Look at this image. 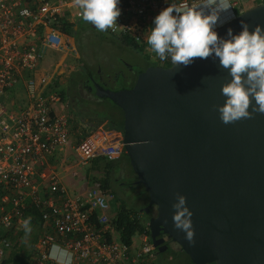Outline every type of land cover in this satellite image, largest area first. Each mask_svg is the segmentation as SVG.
<instances>
[{"label": "water", "instance_id": "obj_1", "mask_svg": "<svg viewBox=\"0 0 264 264\" xmlns=\"http://www.w3.org/2000/svg\"><path fill=\"white\" fill-rule=\"evenodd\" d=\"M232 16L219 35L239 33L241 20L250 30L264 26V3ZM230 79L209 56L187 66L151 64L131 87L95 84L99 97L123 110L125 154L156 210L153 246L184 251L194 264H264V113L224 123L218 106ZM178 194L193 212L194 242L174 226Z\"/></svg>", "mask_w": 264, "mask_h": 264}, {"label": "built area", "instance_id": "obj_2", "mask_svg": "<svg viewBox=\"0 0 264 264\" xmlns=\"http://www.w3.org/2000/svg\"><path fill=\"white\" fill-rule=\"evenodd\" d=\"M170 2L120 0L121 13L107 32L150 48L147 36L153 19ZM81 12L76 0H0V223L5 228L0 263L13 248L18 224L28 218L26 208L33 204L43 228L35 264H47L50 247L59 240L73 253V264H160L149 221L135 235L139 242L134 236L131 244L125 243L112 222V196L99 182L75 192L49 159L69 142L72 128L68 101L51 82L58 80L57 70L52 71L57 61L47 56L74 49L66 25L77 26ZM19 86L23 96L15 90ZM114 133L103 125L85 133L75 147L77 166L96 156L115 160L124 154L121 137ZM68 171L78 175L76 168L69 166Z\"/></svg>", "mask_w": 264, "mask_h": 264}, {"label": "clouds", "instance_id": "obj_3", "mask_svg": "<svg viewBox=\"0 0 264 264\" xmlns=\"http://www.w3.org/2000/svg\"><path fill=\"white\" fill-rule=\"evenodd\" d=\"M76 3L82 10V19L101 32L113 27L121 13L120 0ZM231 9L229 0H171L154 17L147 36V44L157 57L161 61L170 58L173 66H187L197 57L218 58L219 65L231 76L222 86L225 102L218 106L224 123L250 117L253 112L264 113V26L258 24L250 30L247 22L241 20L239 33L229 28L226 37L219 35L217 26L233 18L222 20V14ZM186 199L178 194L173 204V221L177 229L185 232L186 239L194 242L193 212ZM23 228L25 233L31 232L30 217L24 219ZM48 256L55 264H73V253L58 243L51 245Z\"/></svg>", "mask_w": 264, "mask_h": 264}, {"label": "rangeland", "instance_id": "obj_4", "mask_svg": "<svg viewBox=\"0 0 264 264\" xmlns=\"http://www.w3.org/2000/svg\"><path fill=\"white\" fill-rule=\"evenodd\" d=\"M231 3V1H230ZM232 5V4H231ZM234 11L236 14L240 11L238 6H233ZM231 15L230 12H226L222 14L221 19H229ZM89 22L84 21L81 19L80 23V30L79 32L74 36L73 41L75 42L74 49H71L69 51H50L48 53V56H53V62L58 61L62 58L63 54L69 53L70 55L74 56L75 63L79 61L86 60L90 64H92V67L94 68H101V70L106 74H116L123 76V73L129 71V68L132 66L134 69L143 66L142 62L145 57L150 58V61L154 60L151 58V56L155 55L152 54L150 51H153L151 47L149 49L146 48V51H141L139 48H133L129 44H125L122 42L118 36H115L113 34H109L107 31H98L96 28H92ZM52 53V54H51ZM151 53V56H150ZM152 56V57H153ZM142 64V65H141ZM45 65H49V63H46ZM132 65V66H131ZM76 72V71H75ZM71 74L67 71L60 74L59 79L60 80H51L52 85L54 89H56L59 92H64L65 97H67V91L70 80H68L67 77H69ZM67 76V77H66ZM123 80H119L116 84H113V87L120 88L122 87ZM112 86V84H111ZM15 90H20V95L23 96V88L18 87L15 88ZM13 91V90H11ZM85 92L86 90H82ZM81 95H79V100L81 101ZM84 96V95H83ZM92 102L96 108L107 105V106H113L112 102L107 98H100V97H91ZM82 102V101H81ZM83 103V102H82ZM86 103L82 104V112L79 113L77 116L74 114L73 117H71V128H72V134L69 137V142L66 144V146L59 148L55 155L58 159V161L63 163V166L58 167V170H61L60 172L61 177L63 175V182L70 188L74 189L75 192L84 190L86 185H92L93 182L91 176L97 175L102 176V173L98 170H95L92 168V161H88L84 164H79L77 166V159H76V151L75 147L77 142L82 139L84 134L88 132L90 134L91 131H93L95 128H91V126L86 127L85 122L88 121V118L94 117L93 116V110H87L85 107ZM70 109V108H69ZM82 137V138H81ZM118 165H120V169L115 171L113 174V179L117 181V187L118 185H122L123 182H125L124 187L127 186V188H118V192L121 193L122 197L125 199V203L131 207L132 209L139 210V212L144 217H150L149 214V199L148 196L143 189V187L140 184H136V181L132 184L130 183L131 180L136 179V174L132 170V166L130 164V161L127 157H123L118 161ZM70 166L73 168H76L78 171V175L75 177H72L70 175L69 171H66V167ZM128 167V168H126ZM65 168V169H64ZM90 170V172L87 173V171ZM126 171L130 172V175H126ZM69 174H68V173ZM70 181L76 183V187L71 184ZM97 182V181H96ZM131 186H130V185ZM120 189V190H119ZM109 195H111L109 193ZM110 203L112 205V211H116L117 209V201L112 198L110 200ZM152 206V213H155L156 210L153 205ZM31 232L25 233L23 225L18 224V227L14 231L15 237H13V248H17L18 246H22L25 249L31 250L34 254V246H35V238L39 235V230L37 227H34L31 225ZM134 239L139 242V236H135ZM1 243V242H0ZM36 248V247H35ZM12 249V248H11ZM36 250V249H35ZM157 252V251H156ZM157 259L162 264H190L188 261V258L186 254L182 253L180 255V258H178L177 254L174 253H156ZM7 255L5 256V258ZM4 259H2L1 262H3Z\"/></svg>", "mask_w": 264, "mask_h": 264}, {"label": "trees", "instance_id": "obj_5", "mask_svg": "<svg viewBox=\"0 0 264 264\" xmlns=\"http://www.w3.org/2000/svg\"><path fill=\"white\" fill-rule=\"evenodd\" d=\"M240 12L241 11H239L238 13H240ZM79 23H80V21H79ZM79 23H77V26H75L76 23L75 24H67L66 25L67 32L70 33L71 35L75 36L77 34L76 32L78 31V28L80 26ZM89 25L91 26L92 24H89ZM120 37H122V39L126 43H128L129 45H132L135 48H139L141 51H145V45L146 44H139V43L135 42L133 39H131L129 36H120ZM146 58H148V55ZM83 62L85 64V67L90 72V75H93L96 72V68L92 67V65L88 61L83 60ZM151 64L171 65L172 63H171L170 59L167 61H161V60L150 61V60H148V62L141 69L136 71L135 78H137V75L140 71L146 69ZM73 75L75 77V80H70V82L72 81V83L76 86H77V84H82V83L91 84V85L95 86V84L98 83V80H82L84 77H86V74L84 72H81V71L76 73V74L74 73ZM134 82H135V80L133 81V83L130 86H132L134 84ZM122 87H124V86H122ZM62 94L64 95V92H62ZM100 98H102V97H100ZM107 99H109V98H107ZM109 100L112 102L113 106H107V105L103 104V106H100V107L95 109V116L93 115L94 121H93V124L91 125V128H96V127L100 126L102 123L106 122V125L108 127L112 128V129H116V130H122L123 122H124L123 110L117 104H115L111 99H109ZM86 134H88V132H86ZM124 156L128 158V156L125 153H124ZM128 160H129V158H128ZM91 161L93 164L92 168L95 170H98L102 173V176L92 175L91 176L92 181L93 182H96V181L99 182L101 187H102V190L105 193L115 194V197H113V198L117 201V209H116V214L112 218V222L114 223L116 229L118 230V232L120 234V239L127 244H131L132 238L135 235L142 233L145 230V228L147 227V223H148L150 217L153 215L151 213L152 210L149 206L150 217H144L139 212V210H135V209H132L131 207H129L125 203V199L121 195L116 194L115 185H117L118 182L115 181V179H113V174L115 171L120 169V165H118V162L116 160H109L103 156H96ZM88 172H90V170H88L87 173ZM141 186L143 187V185H141ZM143 189H144V187H143ZM146 194L148 196L147 192H146ZM1 195H2V188L0 186V199H1ZM148 199H149V196H148ZM149 202H150V200H149ZM24 214L26 217L31 218V224L41 226V223H42L41 213L35 205L29 204L28 207L26 208ZM23 249L24 248H22V246L21 247L19 246L17 248H13L11 250L9 256H7L3 260V262H1L0 264H30V261L23 254ZM168 252L177 254L178 258H180V255H182V253H184L187 256L189 263L194 264L191 261L189 255L184 251H182L180 253H175L171 250L164 251V253H168ZM210 264H214V263H210Z\"/></svg>", "mask_w": 264, "mask_h": 264}, {"label": "crops", "instance_id": "obj_6", "mask_svg": "<svg viewBox=\"0 0 264 264\" xmlns=\"http://www.w3.org/2000/svg\"><path fill=\"white\" fill-rule=\"evenodd\" d=\"M231 1V4H232V9H231V14L232 13H235L236 14V12L234 11V5L235 6H238L239 7V9H240V11H243V10H246V9H248V8H250V7H253V6H255V5H258V4H261L262 2L260 1V0H229V2ZM79 23V22H78ZM91 24V23H90ZM79 25H80V23H79ZM91 27H94L93 25H91ZM78 28V27H77ZM79 28H80V26H79ZM109 33V32H108ZM109 34H111V33H109ZM113 35H115V34H113ZM115 36H118V38H120L121 40H122V42L123 43H125V44H128V43H126L123 39H122V37H120V35H115ZM73 38H74V36L73 35H71V43H72V45L74 46V44H75V42L73 41ZM132 46V45H131ZM133 48H135L134 46H132ZM74 48H75V46H74ZM137 49V48H136ZM149 49V48H148ZM69 51V50H68ZM145 51H146V48H145ZM148 51H150V49L148 50ZM152 54H154L153 52L154 51H150ZM151 53H150V56H151ZM148 55V54H147ZM153 56V55H152ZM151 56V58L152 59H154V61H157V57H155V55L152 57ZM146 58V57H145ZM148 60H150V58H146V59H144L143 60V62H142V64H143V66L148 62ZM75 61V58H74V56H72V55H70L69 53H65V54H63V56H62V58L60 59V60H58L56 63H57V65L55 66V68H53L52 66V68H53V70L52 71H54V70H57V72H58V80H60L59 79V76H60V74L61 73H63V72H65V71H67V72H69L71 75L69 76V77H67L68 78V80L73 76V74L75 73H78V72H80L81 71V69L82 68H84L85 67V64H84V62L83 61H79V62H77V63H75L74 62ZM86 61V60H85ZM141 64V65H142ZM132 66V65H131ZM143 66H141V67H138V68H136V69H134V67L132 66L131 68H129V71H127L126 73H125V76H124V80H123V82H122V86H124L125 84H126V82L127 81H131V82H133L134 80H136V78H135V74H136V71L137 70H139V69H141ZM48 73L50 72V69L49 68H47V69H45ZM76 71V72H75ZM44 73V72H43ZM63 98L65 99V100H67L66 98H65V94L63 95ZM85 99H83V98H81V101H84ZM80 101V100H79ZM71 111V110H70ZM70 115H71V117H73L74 116V114L72 113V112H70ZM72 122V121H71ZM101 125H103V127L105 128V129H112V128H110V127H108L107 125H106V122L105 123H102ZM119 131H121V130H118L116 133H114V135H115V137H118V135L120 136V132ZM119 138V137H118ZM124 154H122L119 158H117V159H115L117 162L121 159V158H123L124 156H123ZM49 159H50V162H51V164L55 167V168H57V170H58V167H60V166H63V163L62 162H60V161H58V159H57V157H56V155L54 154L53 156H49ZM126 168H128V167H126ZM65 169V168H64ZM66 171H68V169H69V166H67L66 167ZM59 171V173L60 172H62L61 170H58ZM68 173V172H67ZM61 174V173H60ZM69 174V173H68ZM62 178H63V175H62ZM69 182L72 184L73 183V185L76 187V183H74V182H72V181H70L69 180ZM110 196H112V195H110ZM112 198H113V196L110 198V200H112ZM149 206H150V208L152 207L150 204H149ZM110 213L111 214H115L116 213V211H112V205H111V211H110ZM31 225H33L34 227H37L38 228V230H39V235H38V237L37 238H35V246H34V254H33V252L31 251V250H28V249H25L24 247H22V248H24L23 249V254L27 257V259L30 261V264H35V259H36V256H37V251L35 250L36 248V245H37V243H38V239H39V237H40V235H41V233H42V231H43V228H42V226H38V225H35V224H31ZM5 231V228L1 225V223H0V237H1V235H2V233ZM56 243H58V244H60L61 246H64V247H66L65 245H64V243L62 242V241H57ZM19 247V246H18ZM21 247V246H20ZM13 249V248H12ZM12 249H9L8 251H7V256H9V254H10V252H11V250ZM159 261V260H158ZM160 263V262H159ZM47 264H55V261L54 260H52L51 258L48 260V262H47ZM79 264H87V263H85V262H81V263H79ZM161 264V263H160Z\"/></svg>", "mask_w": 264, "mask_h": 264}, {"label": "flooded vegetation", "instance_id": "obj_7", "mask_svg": "<svg viewBox=\"0 0 264 264\" xmlns=\"http://www.w3.org/2000/svg\"><path fill=\"white\" fill-rule=\"evenodd\" d=\"M79 21L81 23V20H79ZM92 28H95V27H92ZM79 30H80V28H78V31L76 33H78ZM81 72H84L86 74V77H84L82 80H98V83H100L104 87L110 88V89H121V88H125V87H131L130 85L133 83L131 81H127L126 84L124 85V87H120V88L113 87V84H116L117 82H119V80H124L125 72L123 73L122 77L120 75H116L115 73L114 74H110V75H106L101 70V68H97L96 72L93 75H90V72L88 71V69L86 67L82 68ZM69 80H75L74 75ZM111 84H112V86H111ZM82 90H86V91L83 92ZM80 94H82L81 98L85 99L84 101H82L83 103L81 101H79V95ZM67 97H68V99L65 97L67 99L66 101H68L69 108H70V110H71V112L73 114H75L77 116L79 113H81L82 112V106L81 105L86 103V105H85L86 109L87 110H91V109L93 110L94 109L93 110V115L95 116L96 106L91 104V102H92V98L91 97H95L96 98L98 96L96 95V88H95L94 85L82 83V84H77V86H76L71 81V82H69L68 91H67ZM88 119L89 120L85 122V126L86 127L91 126L93 124V121H94L93 117L88 118ZM126 175L129 176L130 172L126 171ZM135 181H136V184H139V183H137V176H136V179L135 180H131L130 183L132 184ZM124 184H125V182H123V184L120 185V186L118 185V187H117V185H115L116 194L122 195L121 193L118 192V188H121V189L122 188H127V186L124 187ZM111 195L113 197H115V194H111ZM151 210H152V207H151ZM152 214H154V213H152ZM159 236H165V234L161 233Z\"/></svg>", "mask_w": 264, "mask_h": 264}, {"label": "bare ground", "instance_id": "obj_8", "mask_svg": "<svg viewBox=\"0 0 264 264\" xmlns=\"http://www.w3.org/2000/svg\"><path fill=\"white\" fill-rule=\"evenodd\" d=\"M118 137H120V136L118 135Z\"/></svg>", "mask_w": 264, "mask_h": 264}]
</instances>
